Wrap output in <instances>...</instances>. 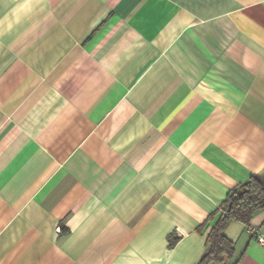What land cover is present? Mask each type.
<instances>
[{"label": "crops", "instance_id": "obj_1", "mask_svg": "<svg viewBox=\"0 0 264 264\" xmlns=\"http://www.w3.org/2000/svg\"><path fill=\"white\" fill-rule=\"evenodd\" d=\"M263 169L264 0H0V264H198Z\"/></svg>", "mask_w": 264, "mask_h": 264}, {"label": "trees", "instance_id": "obj_2", "mask_svg": "<svg viewBox=\"0 0 264 264\" xmlns=\"http://www.w3.org/2000/svg\"><path fill=\"white\" fill-rule=\"evenodd\" d=\"M258 210H264V169L227 192L206 236V249L198 264H226L234 254V241L224 231L226 223L234 218L248 224Z\"/></svg>", "mask_w": 264, "mask_h": 264}, {"label": "built area", "instance_id": "obj_3", "mask_svg": "<svg viewBox=\"0 0 264 264\" xmlns=\"http://www.w3.org/2000/svg\"><path fill=\"white\" fill-rule=\"evenodd\" d=\"M246 229L255 240L264 247V232H262L257 225L251 223L246 224ZM56 232H60L59 226L56 228Z\"/></svg>", "mask_w": 264, "mask_h": 264}]
</instances>
